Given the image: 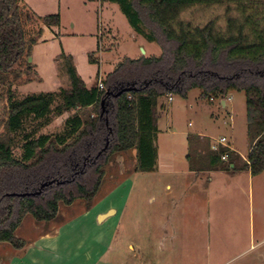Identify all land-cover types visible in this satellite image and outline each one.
I'll return each instance as SVG.
<instances>
[{
  "label": "rangeland",
  "instance_id": "1",
  "mask_svg": "<svg viewBox=\"0 0 264 264\" xmlns=\"http://www.w3.org/2000/svg\"><path fill=\"white\" fill-rule=\"evenodd\" d=\"M22 1L38 16L58 15L60 24L45 29L32 48L29 61L41 80L14 87L17 100L68 89L63 56L72 57L78 76L91 88L103 84L123 59L161 53L155 43L131 30L116 4ZM236 16L231 4L196 5L184 10L179 21L198 28L215 21L223 29ZM156 111L152 171L134 170L135 149L112 155L89 210L77 199L71 205L60 203L57 218L49 223L26 215L15 231L25 247L16 250L0 243V264H264V255L257 259L264 250V172L230 176L209 164L218 155L211 147L221 138L246 160L250 142L245 93L202 97L199 88H192L185 97H159ZM71 115H52L41 129L38 121L29 120L24 129H34L36 137L54 136ZM20 137L13 140L16 158ZM101 214L106 217L99 221ZM47 234L54 239L46 246L39 237Z\"/></svg>",
  "mask_w": 264,
  "mask_h": 264
},
{
  "label": "trees",
  "instance_id": "2",
  "mask_svg": "<svg viewBox=\"0 0 264 264\" xmlns=\"http://www.w3.org/2000/svg\"><path fill=\"white\" fill-rule=\"evenodd\" d=\"M113 3L131 30L160 48L158 57L125 58L106 75L102 89L88 88L71 56H63L68 89L17 100L13 88L41 79L30 63L32 48L45 29L58 27V15L38 16L22 0H0V243L20 250L15 236L23 218L49 223L59 204L83 200L89 210L103 177V166L116 153L135 149V171L156 165L157 99L168 93L185 97L199 88L202 97L243 91L250 142L245 161L222 148L210 158L214 171L234 176L264 172V0H100ZM231 4L237 16L223 29L215 21L202 28L179 21L196 5ZM94 63L92 56L88 57ZM130 91L122 92L123 89ZM211 99V98H210ZM104 101V113H101ZM57 105L52 109L54 104ZM93 112V117L88 112ZM72 114L54 136L25 132L24 124L49 125L51 116ZM21 137V154L13 140ZM227 154V160L221 156ZM33 196L12 194L34 193Z\"/></svg>",
  "mask_w": 264,
  "mask_h": 264
},
{
  "label": "water",
  "instance_id": "3",
  "mask_svg": "<svg viewBox=\"0 0 264 264\" xmlns=\"http://www.w3.org/2000/svg\"><path fill=\"white\" fill-rule=\"evenodd\" d=\"M128 91H130V89L125 88V89H123L122 91H120L117 95H114V97L119 96L122 92H128ZM223 104H224V102H223ZM100 106H101V113H100V117H101V116L103 115V113H104V101H101ZM51 183H52V182H49V183H43V184L40 186L39 191H37V192H34V193H23V194H12V196H20V197L33 196V195H35V194H39L42 188L48 186V185L51 184ZM108 215H109V214H108ZM105 217H106V215H100L99 218H98V220H99V221H102V219L105 218Z\"/></svg>",
  "mask_w": 264,
  "mask_h": 264
},
{
  "label": "built area",
  "instance_id": "4",
  "mask_svg": "<svg viewBox=\"0 0 264 264\" xmlns=\"http://www.w3.org/2000/svg\"><path fill=\"white\" fill-rule=\"evenodd\" d=\"M98 87H99L100 89H102V85H101V84H99ZM168 99H169V101L172 100L171 97H169ZM224 104H225V102H224ZM225 142H226L225 138H221V139H219V141H218V146L230 150L227 146L224 145ZM218 146H217V145L212 146V147H211V150L214 151V152H217V151H218V148H219ZM220 159H221V161H226V160H227V154H224L223 156H221Z\"/></svg>",
  "mask_w": 264,
  "mask_h": 264
},
{
  "label": "crops",
  "instance_id": "5",
  "mask_svg": "<svg viewBox=\"0 0 264 264\" xmlns=\"http://www.w3.org/2000/svg\"><path fill=\"white\" fill-rule=\"evenodd\" d=\"M223 102L224 101H222V105L224 106L225 104H223ZM247 172V175H249L250 176V173H249V171H246ZM237 175V174H236ZM101 215H103V214H101ZM100 216V215H99ZM52 239H54V238H52L51 236H49L48 234L47 235H43V236H40L39 237V242H41V243H44V245L46 244V246H47V244H49L50 242H52ZM263 255H264V250L263 251H261L259 254H258V257H257V259H262L263 258ZM9 263V262H8ZM7 263V264H8Z\"/></svg>",
  "mask_w": 264,
  "mask_h": 264
}]
</instances>
